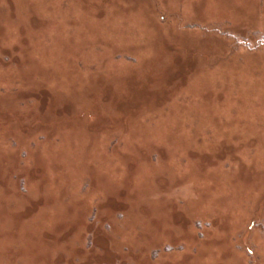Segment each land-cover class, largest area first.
Listing matches in <instances>:
<instances>
[{"label": "rangeland", "instance_id": "374dc122", "mask_svg": "<svg viewBox=\"0 0 264 264\" xmlns=\"http://www.w3.org/2000/svg\"><path fill=\"white\" fill-rule=\"evenodd\" d=\"M0 264H264V0H0Z\"/></svg>", "mask_w": 264, "mask_h": 264}]
</instances>
